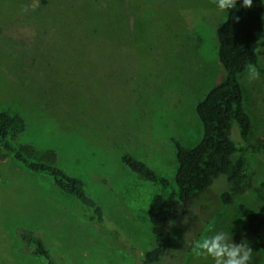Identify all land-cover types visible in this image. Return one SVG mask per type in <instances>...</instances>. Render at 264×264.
I'll return each instance as SVG.
<instances>
[{"label": "rangeland", "instance_id": "obj_1", "mask_svg": "<svg viewBox=\"0 0 264 264\" xmlns=\"http://www.w3.org/2000/svg\"><path fill=\"white\" fill-rule=\"evenodd\" d=\"M225 17L214 0H0V109L19 110L23 141L54 149L59 166L83 180L110 224L84 218L75 197L49 176L11 156L0 159V264L47 263L24 249L19 226L41 236L58 264L143 263L152 247L147 210L163 187L120 158L130 154L175 184L174 141L187 148L200 141L195 106L227 72L216 37ZM259 63L264 67V58ZM259 72L252 81L246 72L238 77L252 136L241 140L235 124L231 138L245 160L239 184L247 189L218 179L188 217L173 222L170 249L156 264H213L191 246L218 231L236 243L247 240L250 264H263L264 251L237 205L217 204L218 189L228 187L264 216ZM209 206L217 210L212 216Z\"/></svg>", "mask_w": 264, "mask_h": 264}, {"label": "trees", "instance_id": "obj_2", "mask_svg": "<svg viewBox=\"0 0 264 264\" xmlns=\"http://www.w3.org/2000/svg\"><path fill=\"white\" fill-rule=\"evenodd\" d=\"M263 34L264 0H253L250 9L242 7V0H238L236 8L226 12L225 19L217 27V53L227 72L222 81L211 87L195 106L196 115L204 127L200 141L191 148L174 141L177 161L174 185L144 161L127 153L121 156L122 163L132 172L149 181L159 182L163 187L152 198L147 210L152 247L145 252L142 264H156L162 259L172 244L173 222L188 217L194 203L205 196L218 179L223 178L226 184L233 185L234 190L247 189L239 184L245 160L242 155H236L237 149L231 138L235 124L241 140L247 141L252 136L253 119L245 110L244 90L238 77L245 72L247 63L255 64L264 74L259 57L251 51L253 46H259ZM18 111L14 108L0 109V159L11 156L26 170L49 176L58 188L75 197L84 209V218L103 228L109 226L101 205L88 194L83 180L59 166L54 149L38 147L31 140L23 141L26 120ZM217 200L219 206L237 205L247 230L264 251V216L247 203L236 201L228 187L218 189ZM210 210L211 216L217 211L213 207ZM15 232L32 256L44 258L46 264H58L43 238L31 227L19 226Z\"/></svg>", "mask_w": 264, "mask_h": 264}, {"label": "clouds", "instance_id": "obj_3", "mask_svg": "<svg viewBox=\"0 0 264 264\" xmlns=\"http://www.w3.org/2000/svg\"><path fill=\"white\" fill-rule=\"evenodd\" d=\"M214 3L219 11L228 12L236 8L238 0H214ZM242 7L252 8L253 0H242ZM24 11H28V8L25 7ZM251 51L254 56L264 58V47L256 45ZM245 72L249 81L260 77V72L253 63L245 65ZM192 252L198 257L211 258L213 264H250L253 256V248L247 240L242 239L240 243H236L232 234L225 231H218L193 241Z\"/></svg>", "mask_w": 264, "mask_h": 264}]
</instances>
